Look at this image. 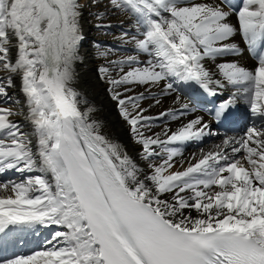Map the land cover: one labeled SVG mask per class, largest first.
<instances>
[{"label":"snow or ice","instance_id":"snow-or-ice-1","mask_svg":"<svg viewBox=\"0 0 264 264\" xmlns=\"http://www.w3.org/2000/svg\"><path fill=\"white\" fill-rule=\"evenodd\" d=\"M85 9L135 156L77 87ZM0 264H264V0H0Z\"/></svg>","mask_w":264,"mask_h":264},{"label":"bare ground","instance_id":"bare-ground-1","mask_svg":"<svg viewBox=\"0 0 264 264\" xmlns=\"http://www.w3.org/2000/svg\"><path fill=\"white\" fill-rule=\"evenodd\" d=\"M84 35L85 39L82 43L80 54L83 57V62L77 65V71L79 72V87L82 91L87 93L88 97L95 106L98 108L97 117L104 122V132L112 138L118 139L122 144H124L129 153L133 156L136 155L138 146L132 143L129 136V132L121 118L117 113L116 106L114 102L110 99L109 93L107 92L108 85L100 80L97 75V67L104 61L97 56V49L99 47L111 48L113 45L117 44L114 39L113 33L116 35L120 32V24L117 20H113L112 32L107 35H100L97 30L92 26L91 17L88 14V10L85 9L83 17ZM19 81H17V88L10 91V96L13 101L22 102L24 100L23 95L19 92ZM194 100L200 99L191 90L185 89ZM12 93V94H11ZM202 103H207L203 101ZM211 104L208 103L207 107L211 108ZM158 111V109H157ZM243 108L238 113L240 116L241 123L245 124V119L242 118ZM173 127H176L173 124ZM243 126L240 129L242 133ZM214 131L218 132V135H214L206 138L204 142L201 143H190L184 145L182 151L184 157L190 156L192 153H197L201 148L208 150L214 144L219 143L220 139L230 134V132H222L221 129L214 128ZM33 241L32 247L35 246L36 242L43 237H30Z\"/></svg>","mask_w":264,"mask_h":264},{"label":"rangeland","instance_id":"rangeland-1","mask_svg":"<svg viewBox=\"0 0 264 264\" xmlns=\"http://www.w3.org/2000/svg\"><path fill=\"white\" fill-rule=\"evenodd\" d=\"M12 94V93H11Z\"/></svg>","mask_w":264,"mask_h":264}]
</instances>
